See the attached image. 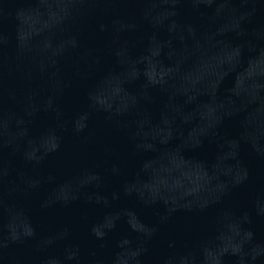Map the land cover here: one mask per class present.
<instances>
[{"label":"water","instance_id":"1","mask_svg":"<svg viewBox=\"0 0 264 264\" xmlns=\"http://www.w3.org/2000/svg\"><path fill=\"white\" fill-rule=\"evenodd\" d=\"M0 264H264V0H0Z\"/></svg>","mask_w":264,"mask_h":264}]
</instances>
